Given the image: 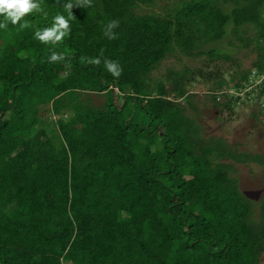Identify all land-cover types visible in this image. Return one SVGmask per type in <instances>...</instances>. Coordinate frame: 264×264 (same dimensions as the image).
<instances>
[{"label":"trees","instance_id":"trees-1","mask_svg":"<svg viewBox=\"0 0 264 264\" xmlns=\"http://www.w3.org/2000/svg\"><path fill=\"white\" fill-rule=\"evenodd\" d=\"M159 1L0 0V264H261L264 197L229 173L264 154L208 158L185 107L198 77L262 97L264 0ZM176 52L235 71L155 76Z\"/></svg>","mask_w":264,"mask_h":264},{"label":"rangeland","instance_id":"rangeland-1","mask_svg":"<svg viewBox=\"0 0 264 264\" xmlns=\"http://www.w3.org/2000/svg\"><path fill=\"white\" fill-rule=\"evenodd\" d=\"M178 1L180 0H160L155 7V10L163 12L161 7H172ZM230 35L231 34L228 33L224 42L228 44V48L232 49V45H229V38H231ZM241 52L234 51L235 54H238H236L237 58L242 57L244 59V65L248 66L253 56L244 57L246 51ZM207 58L208 57H206L205 54L191 58L186 54L176 52L163 59L159 66L154 70V74L155 76H164L170 67L181 68L183 65L189 64L191 67H194V69H198L199 67L208 69V74L209 71H213L217 67H220L221 70H223L220 72V75H223L225 79L230 80V75L235 71L231 66L230 61L216 59L215 61L210 62V60H206ZM207 63H209V68L206 66ZM227 69L229 70L226 71ZM205 79L206 78L198 77V79L189 86V90L195 93L193 96L194 107L190 104L186 105L185 112L197 119L194 118L196 120L194 135L198 133L206 146L211 147V152L205 153L206 155H209L208 158H212L213 155H231L230 153L226 154L220 150H222L223 146H226L231 147L232 151V144L236 145L238 143L239 147H237V155L264 154V123H261L260 120L252 114L253 110L264 102V94L260 99L247 98V91L256 90L255 85L247 86L246 89L240 92V100H235L236 103L235 106H233V109L217 107L211 99L205 97L207 91L213 89L212 81L209 80L206 82ZM251 79L254 78L252 77ZM260 81V78L257 79V82ZM257 82L255 81V84ZM222 89H226V86H222ZM230 91L237 94L239 90L237 91L231 88ZM219 100L225 101L228 99L223 98L220 95ZM201 123L205 129L204 132H202ZM202 133H204V135ZM217 144L220 145L218 148L216 147ZM235 168L236 170L229 174L238 177L241 191L252 199L251 202H254V211L255 216L257 217L260 214V202L264 197V168L256 163H235L233 169ZM248 197L245 198V200L248 199L247 201L250 202L251 199ZM260 263L264 264V251Z\"/></svg>","mask_w":264,"mask_h":264}]
</instances>
